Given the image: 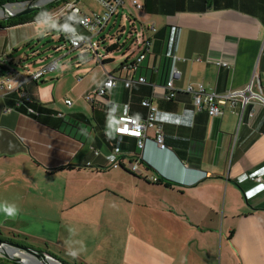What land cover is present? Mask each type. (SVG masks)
<instances>
[{
	"label": "crops",
	"instance_id": "obj_1",
	"mask_svg": "<svg viewBox=\"0 0 264 264\" xmlns=\"http://www.w3.org/2000/svg\"><path fill=\"white\" fill-rule=\"evenodd\" d=\"M74 1L83 14L102 10L97 0L94 8ZM141 1L142 10L127 2L116 14L131 23L120 52L98 49L99 62L75 50L24 85L38 116L17 92L0 96V202L19 208L15 218L0 212V229L65 253L66 241H83L80 264H222L223 251L227 262L264 264V108L247 104L240 119L241 103H227L211 117L190 93L164 97L173 55L184 58L175 62L177 89L201 83L223 93L254 72L264 86V0ZM63 6L58 23L86 38ZM40 31L35 23L0 29L1 59L24 72L48 63L23 62ZM144 40L148 52L136 63ZM108 74L115 86L88 102ZM140 76L145 83L124 85ZM144 99L157 106L164 148L155 128L141 149L115 133L120 116L146 117Z\"/></svg>",
	"mask_w": 264,
	"mask_h": 264
},
{
	"label": "built area",
	"instance_id": "obj_2",
	"mask_svg": "<svg viewBox=\"0 0 264 264\" xmlns=\"http://www.w3.org/2000/svg\"><path fill=\"white\" fill-rule=\"evenodd\" d=\"M102 7L100 12H92L91 14H83L76 6L75 1L71 0L66 3L62 8L67 10L69 16L75 20V22L84 29L87 34L86 38L81 37L78 32L74 31L71 36H68L70 46L67 49V53L78 50L82 53H93L96 56L97 61H102V56L98 52L99 43L93 41V37L100 34L106 27L110 19L116 15L119 9L126 6L129 2L130 6L136 10H142L143 3L141 0H97ZM154 31L153 26H150ZM61 33H64L61 31ZM65 34V33H64ZM149 41L144 40L142 42L143 51L138 56L136 63H139L144 58L146 52H148ZM66 53V54H67ZM65 54V55H66ZM177 60H184L176 55L172 56V64L169 71V78L166 82V90L164 97L166 99H173L176 97L179 91L190 93L193 99V103L196 109L205 110L211 117L220 116L223 112V106L229 103L234 106L237 102L241 103V111L239 117L241 119L244 108L247 104H258L264 108V86L260 83L258 76L254 72L248 81V83L240 89L228 90L223 93L208 92L201 83L196 85H188L184 89H177L173 85V80L179 76L180 72L175 66ZM58 59H53L46 64L26 72H19L12 66L6 64L0 57V96H5L13 92L18 93V103L26 105L28 113L33 116H38L39 112L34 108V98L24 88V85L30 81H39L48 72L57 70ZM223 66L228 64L223 62ZM133 64L130 65L132 67ZM18 80V85L9 83V80ZM144 77L127 78L124 80L126 87L131 86L133 83H145ZM116 77L112 74H108L107 77L101 82L97 90L85 97L88 102L95 100H104L107 93L115 86ZM65 104L71 105L70 99L64 100ZM141 105L146 108L147 115L144 119L133 116H120L118 123L115 127V133L118 135L132 137L136 140V145L139 149L143 148L144 140L146 138V132L149 128H155V142L160 148H164L162 128L157 122L156 112L157 106L152 103L150 99H144L141 101ZM10 108H6L5 111H10ZM251 114V113H250ZM60 116L61 114L58 113ZM142 156H139L135 161L127 165L130 171H137L138 164ZM119 166L118 162L112 164V167ZM151 181L156 182L159 180L158 176H150ZM253 180L259 181L260 178H254Z\"/></svg>",
	"mask_w": 264,
	"mask_h": 264
},
{
	"label": "rangeland",
	"instance_id": "obj_3",
	"mask_svg": "<svg viewBox=\"0 0 264 264\" xmlns=\"http://www.w3.org/2000/svg\"><path fill=\"white\" fill-rule=\"evenodd\" d=\"M56 1L58 0H43V2L45 3L42 6L49 5ZM81 1L83 2L82 4H84L85 6H93V8L95 7V4H94L95 0H81ZM26 3L27 1H22V2L16 1V2H13V4L9 5V7H10V10L14 11V10H18L22 8L23 6L26 7L27 5ZM136 26L139 27L138 24ZM37 27L40 29L39 25H37ZM130 31H131L130 21L117 18V16L114 15L110 19L105 30H103L100 34L96 35L95 37H93V41H97L99 43L98 49L101 51H105L106 46H109L110 44L115 43V42H118L121 45L120 47L124 48L127 43L126 39L128 38ZM58 37H59L58 31L52 30V31L47 32L45 36L41 37V40L39 41L35 40V44H36L35 47L38 46L37 47L38 50H41L40 57L36 55L38 56L36 57V59L38 58V60H41L39 58H43V60L45 61L46 60L51 61L53 59L59 58V61L61 63L64 59H66L67 57H71L73 54L77 52V51H73V52L67 53V48H68L67 43L64 46H62L60 49H56L57 46L61 44V42L58 40L59 39ZM103 37L104 39L102 40ZM120 47L119 49L113 50L112 52H108V53L106 51L105 52L106 54H113V53L117 54L121 50ZM28 65H31V63H29ZM14 67H16L19 72L21 71L24 72L25 70L28 69L27 67H23V66L20 67L19 65H16V64L14 65ZM0 239L10 240V241L17 242V243L22 242L24 245L47 251L48 253L63 259L68 264H80V262H78L76 259H73L67 253L62 252L58 250L57 248L44 245L42 243H38L35 241L33 242L31 240H25L23 238L15 236L14 234L8 233L5 230L0 229ZM224 256H225V252L223 251L222 264H237V261L233 259H229V261L227 262ZM218 264H220V259H219Z\"/></svg>",
	"mask_w": 264,
	"mask_h": 264
},
{
	"label": "water",
	"instance_id": "obj_4",
	"mask_svg": "<svg viewBox=\"0 0 264 264\" xmlns=\"http://www.w3.org/2000/svg\"><path fill=\"white\" fill-rule=\"evenodd\" d=\"M37 1L38 0H29L26 3L27 4L26 7L23 6L22 8L18 10H14V11L10 10V7H9V5L13 3L0 4V9L4 10V14L0 15V19H6L9 17H14V16L30 13L38 9L45 3V2L38 3ZM5 248H8L9 252L5 251L6 250ZM19 253L24 254V255H20ZM26 255L34 256L36 259L43 261L44 264H47L46 262L48 260L54 261L58 264H66L61 259L51 255L47 251L34 248L31 246H27L24 244H19L17 242H13L10 240L0 239V257L1 258L12 260L20 264H30L27 261L29 258H27Z\"/></svg>",
	"mask_w": 264,
	"mask_h": 264
},
{
	"label": "trees",
	"instance_id": "obj_5",
	"mask_svg": "<svg viewBox=\"0 0 264 264\" xmlns=\"http://www.w3.org/2000/svg\"><path fill=\"white\" fill-rule=\"evenodd\" d=\"M16 1L22 2V1H29V0H0V4L13 3ZM70 1L71 0H58L56 2L49 4V5L39 7L38 9H36L30 13H27V14L9 17L6 19H0V29L13 27V26L20 25V24L35 23L36 17L40 12L48 11V12H51L54 14V12H56L59 8H61V6L65 5L66 3L70 2ZM58 33H59V37H58L59 39L58 40L61 42V44H59L56 49H60L66 43L68 44V48H69L70 43H69L68 36L64 33H61V31H58ZM130 34H131V32H130ZM103 39H104V37L102 38V40ZM39 40H41V38ZM35 46H36V44L31 45V46L29 45V47H28L29 52L26 55L27 58L24 59L23 62H25L27 64H29V63L32 64V61H34L36 59V57H38V56L40 57L41 50H38V48H37L38 46L37 47H35ZM120 46L121 45L118 42H115V43L110 44L109 46H106L105 51L107 53L112 52L113 50H117ZM36 55H38V56H36ZM39 59H43V58H39ZM53 256H55V255H53ZM55 257H57V256H55ZM57 258H59V257H57ZM59 259H61V258H59ZM61 260L63 262H65L66 264H68L63 259H61ZM0 264H20V263L0 257Z\"/></svg>",
	"mask_w": 264,
	"mask_h": 264
},
{
	"label": "clouds",
	"instance_id": "obj_6",
	"mask_svg": "<svg viewBox=\"0 0 264 264\" xmlns=\"http://www.w3.org/2000/svg\"><path fill=\"white\" fill-rule=\"evenodd\" d=\"M35 23L39 25L41 31L40 35H44L49 31L57 30L62 31L66 35L71 36L74 32V29H71L70 24L68 21L65 22L64 25H60L57 21L55 15L48 11L40 12L35 20ZM10 84L18 85L19 83L16 80H9ZM0 212H3L6 216L10 218H15L19 213V208L15 203H8V202H0ZM71 236L75 235V229L69 227L68 229ZM68 245V252L67 254L71 256L73 259H76L86 251V245L83 241L78 240H69L66 241Z\"/></svg>",
	"mask_w": 264,
	"mask_h": 264
},
{
	"label": "bare ground",
	"instance_id": "obj_7",
	"mask_svg": "<svg viewBox=\"0 0 264 264\" xmlns=\"http://www.w3.org/2000/svg\"><path fill=\"white\" fill-rule=\"evenodd\" d=\"M37 2H38V3H42L43 0H38ZM0 13H1V15H3V14H4V10H3V9H0ZM5 249H6L5 251H8V252H9V249H8V248H5ZM19 254H20V255H24V254H21V253H19ZM26 257L29 258L27 261H28L30 264H44L43 261L36 259L34 256H29V255L27 256V255H26ZM46 263H47V264H58V263H56V262H54V261H51V260H48Z\"/></svg>",
	"mask_w": 264,
	"mask_h": 264
}]
</instances>
